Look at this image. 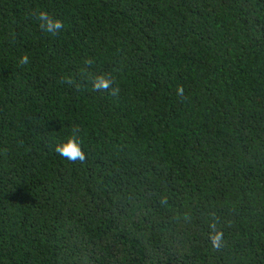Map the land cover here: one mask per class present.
<instances>
[{
	"label": "trees",
	"instance_id": "obj_1",
	"mask_svg": "<svg viewBox=\"0 0 264 264\" xmlns=\"http://www.w3.org/2000/svg\"><path fill=\"white\" fill-rule=\"evenodd\" d=\"M0 264H264V0H0Z\"/></svg>",
	"mask_w": 264,
	"mask_h": 264
},
{
	"label": "clouds",
	"instance_id": "obj_2",
	"mask_svg": "<svg viewBox=\"0 0 264 264\" xmlns=\"http://www.w3.org/2000/svg\"><path fill=\"white\" fill-rule=\"evenodd\" d=\"M39 19L44 22V25L46 26V29L50 33H55L56 31L60 30L62 28L61 23L59 22H53L49 16L45 13H40ZM21 62L24 64L28 63V57L24 56L21 58ZM94 86L97 89H105L110 86V81L104 79L103 77H97L94 81ZM181 94H182V90ZM56 151L68 159L69 161H83L85 156L83 151L81 150V146L78 142V140L75 137H69L66 141L61 143L57 146ZM220 241V235L217 234L212 237V242L214 245L218 246V242Z\"/></svg>",
	"mask_w": 264,
	"mask_h": 264
}]
</instances>
